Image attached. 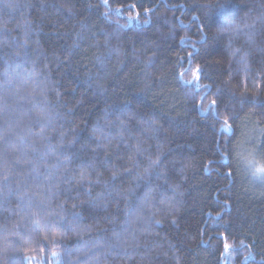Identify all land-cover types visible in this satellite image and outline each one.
I'll return each instance as SVG.
<instances>
[{
    "label": "trees",
    "instance_id": "1",
    "mask_svg": "<svg viewBox=\"0 0 264 264\" xmlns=\"http://www.w3.org/2000/svg\"><path fill=\"white\" fill-rule=\"evenodd\" d=\"M215 2L0 0V264H264V0Z\"/></svg>",
    "mask_w": 264,
    "mask_h": 264
},
{
    "label": "snow or ice",
    "instance_id": "2",
    "mask_svg": "<svg viewBox=\"0 0 264 264\" xmlns=\"http://www.w3.org/2000/svg\"><path fill=\"white\" fill-rule=\"evenodd\" d=\"M104 2L107 3L108 0H104ZM234 6L235 0H216V2L213 4L202 6L207 8L206 16L209 17V28L211 29V27L215 26L219 28V30L222 32H227L229 34L237 33L239 31V26L235 23L230 22L231 13L233 11ZM189 55L191 56V53ZM202 73H204V69L199 67L195 69V76L197 80L200 79ZM212 103L213 105H215L216 101L213 100ZM253 151H256V149H253ZM228 158H230V154ZM256 171L262 174L259 178L264 181V165L260 166ZM253 175H255V173H253ZM224 247L228 248L229 245H224ZM52 255L56 256L57 253H52Z\"/></svg>",
    "mask_w": 264,
    "mask_h": 264
}]
</instances>
